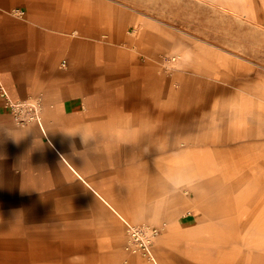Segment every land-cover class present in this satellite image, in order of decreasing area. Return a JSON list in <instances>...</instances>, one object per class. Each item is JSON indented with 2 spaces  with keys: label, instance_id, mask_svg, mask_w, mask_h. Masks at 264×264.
Wrapping results in <instances>:
<instances>
[{
  "label": "crops",
  "instance_id": "1",
  "mask_svg": "<svg viewBox=\"0 0 264 264\" xmlns=\"http://www.w3.org/2000/svg\"><path fill=\"white\" fill-rule=\"evenodd\" d=\"M38 2L0 0V124L18 139L0 131V220L5 215L13 220L16 215H36V204L79 203L83 214L93 206L110 219L114 231L121 232L118 226H124L123 220L144 222L155 211L170 225L160 241L179 237L185 242L169 250L161 245L158 252L164 247L167 251L159 254L156 264H197L196 259L211 264L217 253L224 259L228 250L220 242L213 243L211 222L264 221L259 212L238 207L245 197L252 204L264 198V154L235 148L240 140L219 143V148L196 144V123L203 114L221 117L215 109L204 111L207 104H188V109H182L187 111H181V104L158 101L133 104L138 102L135 90L127 98L122 96L130 102L125 104L116 100L108 80L97 88L94 73L91 81L77 79V74L63 68L67 59L61 56L70 55L71 65H78L79 36L70 31L79 33V23L68 26V10H62L60 19L58 11ZM15 8L24 15L12 14ZM230 11L264 24V0H236ZM37 15L42 20L32 23L30 19ZM2 86L17 101L40 98L35 104L38 116L30 112L33 116L26 122L16 120L5 104L10 99ZM181 125L194 134L193 149L175 147ZM83 136L90 137L87 143ZM207 141L212 138L203 139ZM60 195L69 200H50ZM74 198L79 201L70 200ZM177 199L201 212L192 214L188 209L187 217L182 215L174 204ZM229 207L232 211H227ZM199 221L204 222L203 245L197 244L193 227ZM242 232L253 235L242 252H264V228L253 225Z\"/></svg>",
  "mask_w": 264,
  "mask_h": 264
},
{
  "label": "rangeland",
  "instance_id": "2",
  "mask_svg": "<svg viewBox=\"0 0 264 264\" xmlns=\"http://www.w3.org/2000/svg\"><path fill=\"white\" fill-rule=\"evenodd\" d=\"M40 1L37 3L40 7L49 6L51 11H58V18L62 10H68V26L80 22L79 35L70 32L73 37L79 36L78 65H71L70 55L61 56L67 59L61 61L66 62L62 67L77 74V79L91 81L94 73L95 83L93 80L92 83L97 88L108 80V88L116 100L125 104L130 102L122 100V96L126 94L127 98L134 90L138 102L133 104H146L145 101L181 104V111H187L182 109H188V104H207L204 111L215 109L221 117L203 114L196 123V144L219 148V143L224 146L229 140H240L235 148L251 150L254 155L264 154L258 151L264 149V24L230 11L235 8L236 0ZM77 9L79 13L75 12ZM20 11L23 12L18 8L11 10L12 14L24 15H19ZM76 17L82 20L76 22ZM69 52L75 54L76 50ZM21 100L23 104L16 105L5 99L13 117L19 122L33 116L30 112L36 117L35 104H39L40 98ZM184 126L181 125L179 146L175 147L193 149L194 134ZM204 138L212 141L203 142ZM50 200L69 199L60 195ZM243 201L238 207L244 212L253 209L264 218L262 196L259 204H252L247 197ZM174 204L186 217L188 209L192 214L201 212L199 207L187 206L182 199ZM83 207L79 203L36 204V215H12L14 220L5 215L0 220V264H154V259L159 260L164 250L166 254L174 246L185 244L179 237L160 241L162 231L170 225L162 214L154 211L149 213V219L140 221L162 229L153 239L152 255L134 251L124 221L122 227L117 223L121 232L114 231L108 225L110 219H104L100 210L89 206L83 214ZM203 223L193 225L200 245L205 239ZM253 225L264 228V221H228L222 225L219 221L211 222L213 243L220 242L228 250L224 259L217 253L211 264H238L242 255L241 264H264L263 251L242 252V247L248 249L246 245L253 236L245 235L242 229H252ZM161 245L167 250L164 247L158 252Z\"/></svg>",
  "mask_w": 264,
  "mask_h": 264
},
{
  "label": "built area",
  "instance_id": "3",
  "mask_svg": "<svg viewBox=\"0 0 264 264\" xmlns=\"http://www.w3.org/2000/svg\"><path fill=\"white\" fill-rule=\"evenodd\" d=\"M22 11L19 15H22ZM65 61L62 62L64 65ZM22 102V103H19ZM27 102V101H26ZM25 102V103H26ZM31 103V102H28ZM16 105L23 104V101H18ZM27 104V103H26ZM126 228V232L130 236L135 248L134 251L140 250L148 256H151V245L154 237L159 234L161 228L159 226L155 227L153 225L140 223L135 224L127 220H123Z\"/></svg>",
  "mask_w": 264,
  "mask_h": 264
},
{
  "label": "bare ground",
  "instance_id": "4",
  "mask_svg": "<svg viewBox=\"0 0 264 264\" xmlns=\"http://www.w3.org/2000/svg\"><path fill=\"white\" fill-rule=\"evenodd\" d=\"M74 6V5H73ZM80 19V18H79ZM42 19H40V16L39 15H37L36 17H33V18H31L30 19V21L32 22V23H40V21H41ZM80 20H82V19H80ZM80 23V22H79ZM70 32H73V35H79V33L77 32V30H75V29H73V30H71ZM2 88H3V93L10 99V102H12V103H16L17 102V100H14L13 98H12V96L10 95V93L8 92V90L4 87V86H2ZM264 95V94H263ZM262 97H264V96H262ZM22 101V100H21ZM100 195V194H99ZM128 221V220H127ZM154 263L156 264V260L154 259Z\"/></svg>",
  "mask_w": 264,
  "mask_h": 264
},
{
  "label": "clouds",
  "instance_id": "5",
  "mask_svg": "<svg viewBox=\"0 0 264 264\" xmlns=\"http://www.w3.org/2000/svg\"><path fill=\"white\" fill-rule=\"evenodd\" d=\"M0 131H3L7 134V136H10L12 138H15L17 139V137L15 136L14 132L7 126L3 125V124H0ZM84 137V136H83ZM90 139V137L86 140V138L84 137V141L85 143L88 142V140ZM18 140V139H17Z\"/></svg>",
  "mask_w": 264,
  "mask_h": 264
}]
</instances>
